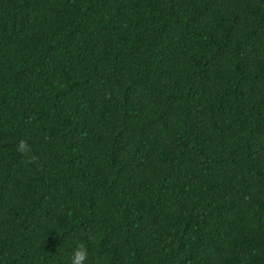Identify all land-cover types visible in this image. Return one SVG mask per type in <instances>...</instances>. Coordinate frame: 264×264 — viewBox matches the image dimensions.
<instances>
[{
    "label": "trees",
    "instance_id": "obj_1",
    "mask_svg": "<svg viewBox=\"0 0 264 264\" xmlns=\"http://www.w3.org/2000/svg\"><path fill=\"white\" fill-rule=\"evenodd\" d=\"M78 243L264 264V0H0V264Z\"/></svg>",
    "mask_w": 264,
    "mask_h": 264
},
{
    "label": "clouds",
    "instance_id": "obj_2",
    "mask_svg": "<svg viewBox=\"0 0 264 264\" xmlns=\"http://www.w3.org/2000/svg\"><path fill=\"white\" fill-rule=\"evenodd\" d=\"M15 151L21 154H28L30 152V146L25 140L21 139L18 141ZM87 257V247L83 243H78L70 250L67 264H85Z\"/></svg>",
    "mask_w": 264,
    "mask_h": 264
}]
</instances>
